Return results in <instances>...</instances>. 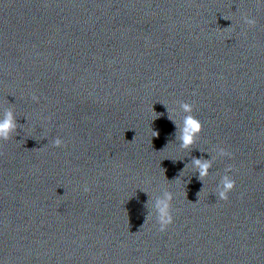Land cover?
<instances>
[{
    "label": "water",
    "instance_id": "95a60500",
    "mask_svg": "<svg viewBox=\"0 0 264 264\" xmlns=\"http://www.w3.org/2000/svg\"><path fill=\"white\" fill-rule=\"evenodd\" d=\"M6 109L0 264H196L264 234L260 0H0Z\"/></svg>",
    "mask_w": 264,
    "mask_h": 264
},
{
    "label": "clouds",
    "instance_id": "9594fccd",
    "mask_svg": "<svg viewBox=\"0 0 264 264\" xmlns=\"http://www.w3.org/2000/svg\"><path fill=\"white\" fill-rule=\"evenodd\" d=\"M260 2L264 3V0H260ZM245 23L249 26H255L256 21L255 19H250L246 17ZM180 107L183 109L185 113H188V115L184 117L182 124H180L181 126V135L179 137L180 147L184 150H188L196 142L197 136L202 131V124L198 119H196L193 115H191L193 108L190 104L182 103ZM16 128H17L16 116L12 109H6L2 113H0V140L3 141L9 140ZM153 133H154L153 136L157 135L155 132ZM53 143L54 146L59 147L62 144V140L60 138H56L53 141ZM218 155L223 157V156H228L230 154L225 152L224 149L221 148L218 150ZM214 159L215 157H212V159L210 160H200V159L193 160L192 166L197 170L201 181H203V179L209 175V170L212 168ZM230 171L231 169L226 170L225 174L221 178L220 186L218 187V196L219 199L221 200H227L228 193L231 192L235 187V180L232 179V177L228 174ZM85 191H88V189L85 188ZM171 200H172L171 193L164 192L163 196L157 198L154 203V208L158 214V222L161 231H164L167 228V226L170 223H172V216L170 215V211H169ZM149 218L150 217L147 216L145 222ZM145 222L140 229H142L145 226Z\"/></svg>",
    "mask_w": 264,
    "mask_h": 264
}]
</instances>
